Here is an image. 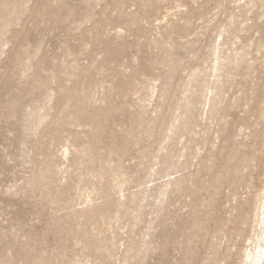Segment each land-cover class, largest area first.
I'll list each match as a JSON object with an SVG mask.
<instances>
[{
  "label": "rangeland",
  "instance_id": "obj_1",
  "mask_svg": "<svg viewBox=\"0 0 264 264\" xmlns=\"http://www.w3.org/2000/svg\"><path fill=\"white\" fill-rule=\"evenodd\" d=\"M263 186L264 0H0V264H238Z\"/></svg>",
  "mask_w": 264,
  "mask_h": 264
},
{
  "label": "bare ground",
  "instance_id": "obj_2",
  "mask_svg": "<svg viewBox=\"0 0 264 264\" xmlns=\"http://www.w3.org/2000/svg\"><path fill=\"white\" fill-rule=\"evenodd\" d=\"M67 7V6H66ZM72 12V10H71ZM70 12V14H71ZM68 15V13H67ZM248 27H245L242 30H248ZM7 34V33H6ZM232 43V41L230 42ZM234 44V43H233ZM228 43L224 41L223 39L218 43V45L214 48L213 51V62L210 66L209 70V76L213 78L212 82H206V83H211V85L207 86L208 91H210V95L206 94L205 95V101L207 102V110H206V117H212L215 112L219 109L220 103H221V89L222 86L219 84L221 83V76H222V71L227 68L230 65L229 62V57H228V50L229 47L227 46ZM261 45L260 42L258 43V46ZM243 58L240 56L238 59H236V62H238L239 59ZM251 65H249L250 67ZM196 72V71H195ZM196 74V73H195ZM203 82L205 83V80L202 79ZM198 81V79H195L193 83H198L201 84L203 83ZM161 92V91H160ZM12 105V104H11ZM14 105V104H13ZM206 106V105H205ZM81 107V106H80ZM189 107V106H188ZM191 108V107H190ZM186 109H184V112L182 116L176 117L177 122L175 123L174 120L172 123L169 124L168 127V134L167 137L170 139H176L181 137V132L185 131L186 133L192 134L194 129L190 124V117L187 116V112H185ZM205 110V109H204ZM192 116V115H191ZM204 116V115H203ZM156 118V117H154ZM153 118V119H154ZM105 119V118H104ZM152 120V119H151ZM155 120V119H154ZM151 121H149L150 124ZM204 123V122H203ZM202 123V124H203ZM149 126V125H147ZM194 126V125H193ZM98 131H100L97 128ZM96 132V131H95ZM93 132V133H95ZM184 132V133H185ZM192 132V133H191ZM196 132V131H195ZM92 133V134H93ZM197 133V132H196ZM99 135V132H98ZM97 135V138H98ZM150 135V134H149ZM180 135V136H179ZM192 136V135H191ZM96 138V136H93ZM144 136H142L143 138ZM189 137V135H188ZM141 138V137H140ZM187 138V137H186ZM97 140V139H96ZM138 140V139H137ZM181 139H179L180 141ZM183 140V139H182ZM185 140V139H184ZM183 143V142H182ZM163 144V143H162ZM169 144V143H168ZM191 147V146H190ZM120 149V148H119ZM124 149V148H123ZM191 149V148H190ZM223 150V149H222ZM116 151V150H115ZM185 151V150H183ZM182 151V152H183ZM165 152V151H164ZM119 153V152H118ZM172 154V153H171ZM180 154V153H179ZM189 154V153H188ZM169 155L168 153L163 157V160H166L167 156ZM200 155V154H199ZM194 156V155H193ZM196 156V155H195ZM209 156V155H208ZM179 157V156H177ZM181 157V156H180ZM190 157V156H189ZM185 158V157H184ZM194 159V158H193ZM214 159V158H213ZM212 159V160H213ZM163 162V161H162ZM247 163L248 161H244ZM243 162V164H244ZM197 167V166H196ZM190 178V177H189ZM169 185L171 186H177L180 188L182 186V179L176 178L173 180H168L167 182L164 183L162 186L163 188H167ZM160 186V188H161ZM159 188V189H160ZM162 189V188H161ZM167 193V189H163ZM208 191V190H207ZM110 194V193H109ZM106 196V195H105ZM108 196V195H107ZM132 196V195H131ZM128 198V197H127ZM131 198V197H130ZM122 200V199H121ZM124 201V200H123ZM129 201V199H128ZM144 201V199H143ZM130 203V202H129ZM205 203V201H204ZM123 204V203H122ZM121 205V204H119ZM209 205V204H208ZM128 206V205H127ZM213 206V205H212ZM121 208L123 207L120 206ZM119 207V208H120ZM125 207V205H124ZM118 208V209H119ZM126 208V207H125ZM139 208V207H138ZM127 209V208H126ZM122 210V209H121ZM127 211V210H126ZM130 211V210H129ZM125 212V211H124ZM123 212V213H124ZM117 213V212H116ZM115 213V214H116ZM118 214V213H117ZM120 215V212H119ZM128 215V214H127ZM192 215V213H191ZM194 215V212H193ZM196 215V214H195ZM206 215V214H205ZM117 216V215H116ZM124 216V215H122ZM120 219V217H119ZM199 220V219H198ZM251 221H252V229H251V235L247 239V245L245 246L243 252L240 255V261L238 264H264V186L262 190L256 194L255 202H254V213L251 215ZM194 223V222H193ZM195 226V225H194ZM198 226V225H197ZM194 228V227H193ZM190 227L188 231L190 232ZM201 230V229H200ZM198 230V231H200ZM197 232V231H196ZM199 233V232H198ZM98 238V237H97ZM97 241V240H96ZM103 241V240H102ZM233 242V241H232ZM101 243V242H100ZM102 244V243H101ZM106 244V243H105ZM230 244V243H229ZM232 245V244H231ZM196 246V245H195ZM128 248V246H127ZM195 248V247H194ZM197 248V247H196ZM131 249V248H130ZM190 249V248H189ZM196 250V249H195ZM97 251V250H95ZM129 251V248L127 249ZM126 253V252H125ZM128 253V252H127ZM239 254V253H238ZM125 256H127L125 254ZM129 256V255H128ZM124 257V256H123ZM227 260V259H226ZM126 263V262H125ZM128 264V263H127Z\"/></svg>",
  "mask_w": 264,
  "mask_h": 264
}]
</instances>
